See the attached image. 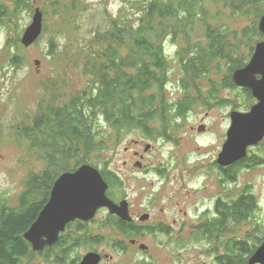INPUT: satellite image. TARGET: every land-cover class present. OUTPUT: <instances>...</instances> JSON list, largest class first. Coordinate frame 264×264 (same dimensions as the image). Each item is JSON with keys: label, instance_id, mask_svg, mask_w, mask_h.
Listing matches in <instances>:
<instances>
[{"label": "trees", "instance_id": "obj_1", "mask_svg": "<svg viewBox=\"0 0 264 264\" xmlns=\"http://www.w3.org/2000/svg\"><path fill=\"white\" fill-rule=\"evenodd\" d=\"M84 1L73 0L72 10L81 8ZM132 4L138 6L135 10L139 11L136 25L129 26L122 23L126 19L115 17L109 30H97L92 41L85 44L89 53L84 57V71L91 76L87 88L58 106L51 103L44 107L42 104V112L34 117L31 125L14 128L11 138L25 144L27 151L33 153L44 168L40 171L30 169L16 206L8 204L7 196L0 197V264H33L37 258L42 259L37 264H72L71 253L80 242L74 244L66 237L61 243L45 247L43 252H36L24 237L47 205L54 183L61 175L75 172L83 165L100 170L92 163V156L101 158L109 147L118 146L132 131L138 130L146 139L169 137L170 124L186 115L199 98L204 99L202 105L205 106H212V98L217 103L223 102L214 90L204 96L199 81L207 79L216 91L222 82L223 86L242 93L247 104L246 110L240 107L239 112L248 111L249 104L257 102L252 92L236 86L232 77L250 63L255 52L253 47L250 54H241L243 40L246 37L258 38V43L264 40L258 25L264 15V0H153L145 3L137 0ZM33 7V0H13V10L1 5L0 27L6 29L12 24L19 29L13 20L21 19L25 12L33 14L36 11ZM39 9L44 14L43 32H46L49 13L44 8ZM236 17L253 19V24L234 32L227 21ZM199 27L204 30L205 38L196 43L193 36L197 29L200 31ZM180 38L183 44L170 58L166 44H176ZM24 49L19 37H9L1 53L4 68H21ZM58 50L57 43L51 40L53 59ZM174 59L183 70L177 83L184 96L172 102L166 98V91L171 83L170 64ZM213 71L220 74L221 81L214 83V78L210 79ZM172 116H175L173 120ZM156 121L161 128L152 126ZM256 156L240 160L229 168L232 182L239 172L259 164ZM101 174L109 187L108 197L114 200L123 195V182L117 174L107 169ZM257 201L250 190L233 195L231 206L216 207L215 221L209 226L216 232H226L229 222L232 225L250 219L258 222L260 207ZM111 216L108 214L104 226L118 227L126 238L111 243L110 247L124 251L127 239L140 237L143 230ZM86 234L95 238L88 228ZM88 242L85 247L90 251L100 243L96 239ZM228 257L229 264H240V258Z\"/></svg>", "mask_w": 264, "mask_h": 264}, {"label": "rangeland", "instance_id": "obj_2", "mask_svg": "<svg viewBox=\"0 0 264 264\" xmlns=\"http://www.w3.org/2000/svg\"><path fill=\"white\" fill-rule=\"evenodd\" d=\"M134 1L137 0H85L81 8L72 10L73 0H33L34 10L36 7L48 10L46 32H42L40 39L32 46L24 49V64L19 69L4 68L2 47L9 37L23 38L33 23L35 12H25L21 19L13 20L19 29L12 24L6 29L0 27V197L7 196L10 206L18 204L30 169L40 171L44 168V164L27 151L25 144L14 142L11 138L14 128L22 124L31 125L34 117L42 112V104L44 107L51 103L58 106L87 88L91 76L84 71V57L89 53L88 47L84 48L85 44L92 41L97 30H109L115 17L126 19L122 23L129 26L136 25L139 11L135 10L138 6H133ZM138 1L145 3L153 0ZM1 5L13 10V0H0ZM227 22L235 32L252 26L253 19L236 17L229 18ZM199 29L193 36L196 43L205 38L204 30ZM51 40L59 47L54 59L50 54ZM231 40L235 41L233 38ZM243 41L240 53L248 55L259 40L246 37ZM182 44V38L176 44H166L170 58L175 56ZM176 60L170 64L171 83L166 91V98L172 102L184 96L177 83L183 76V70ZM36 61L41 62L40 66L36 65ZM219 75L213 71L210 79L214 78V83L221 81ZM199 82L204 96L214 90L215 94L218 93L217 97L224 99L223 102L217 103L212 98V106H205L202 105L204 99L199 98L186 115L170 124L169 137L146 139L136 130L128 133L118 146L109 147L101 158L92 156V163L99 166L101 172L107 169L120 177L122 193L127 197L130 212L138 218L140 226L150 228L161 223L172 226L168 233L157 235L143 230L138 242L130 244L127 251L113 250L111 243L125 239L126 235L118 227L108 225L105 228L106 220L103 219L107 213L102 208L96 222L88 226L95 238L98 234L103 239L101 246L95 248L106 257L103 264H213L212 259L204 255L205 244L199 246L193 241V226L204 212L198 213V208L212 207L215 197L239 195L243 190L255 194L260 212L258 222L246 220L240 228L244 234L251 232L255 241L264 238V144L251 148L248 153L251 158L257 155L259 164L239 172L235 182L224 180L222 171L214 167L228 138L230 116L234 111L239 112L240 107H245L246 99L238 90L223 86L222 82L218 91L212 89L207 79ZM257 102L250 103L248 111L243 113H248ZM236 106L239 108L234 109ZM152 126L161 128L157 121ZM202 204H205V208H202ZM147 214L150 217L140 222L139 218ZM72 228L70 235L76 232ZM181 234L188 241L182 250H177L169 235L178 238ZM141 246L148 249L141 250ZM178 252L179 261L175 256ZM75 253L88 254L81 249ZM41 260L37 258L33 264Z\"/></svg>", "mask_w": 264, "mask_h": 264}, {"label": "water", "instance_id": "obj_3", "mask_svg": "<svg viewBox=\"0 0 264 264\" xmlns=\"http://www.w3.org/2000/svg\"><path fill=\"white\" fill-rule=\"evenodd\" d=\"M44 14L38 8L33 23L21 39L26 48L40 39L44 31ZM259 29L264 35V15L260 20ZM250 63L236 71L233 81L236 86L249 89L258 101L248 113L234 111L230 116L232 126L228 138L218 159L222 167L233 165L248 155V148L257 146L264 140V40L256 45ZM40 61L36 65L40 66ZM47 205L38 214L37 220L25 233L24 237L36 252L52 246L59 240L60 233L65 231L70 222L75 220H92L97 211L108 209L114 215L126 221H132L126 201L116 204L109 200V189L100 170L92 165H83L75 172L65 173L58 178L51 188ZM250 264H264V245L251 258ZM101 256L88 254L82 264H99Z\"/></svg>", "mask_w": 264, "mask_h": 264}, {"label": "flooded vegetation", "instance_id": "obj_4", "mask_svg": "<svg viewBox=\"0 0 264 264\" xmlns=\"http://www.w3.org/2000/svg\"><path fill=\"white\" fill-rule=\"evenodd\" d=\"M231 126H232V119H231ZM263 144H264V140H262L257 146H261ZM254 147H256V146L249 147L248 153H249L250 149L254 148ZM251 157L252 156L248 155L246 157V159L251 158ZM214 167H215V169H219L222 171L221 175L224 176V180H227V182L231 181V173H230L229 168H231L232 165L222 167L216 161L214 163ZM117 197H123V198L119 199ZM117 197L116 198L118 199V201L116 199H114L115 200L114 201L110 197H109V200H112L116 204H121L123 201H126L128 203V207H129L128 212L130 214V217L132 218V221H130V222L126 221L125 222V220L121 219L117 215H114L113 213L112 214L109 213L110 211L108 209L104 208V210L107 213V216H108V214H111L112 215L111 217L114 218V220L119 219L121 221H124L125 223L132 224L136 227V229H140L141 231L145 230V228H147L150 232H155V235H157L159 233H168L172 229V226H168V225H165L162 223L157 224L153 227L150 226L151 229L147 226H140L138 224V218L134 217L130 212L131 211L130 203H129L128 199H126L127 197H124L123 195H119ZM232 198H233V196L229 197V195L224 196V197H215L214 198V204L212 207L208 206L207 208H205V204H202V208H205V209L198 208L199 209L198 213H199V211H202V210H204V212L198 216V220L196 221V223L193 226V234H192L193 235V241L196 245H199V246H202V244H205L204 255L206 258L210 257L212 259L213 264H227V263L229 264L230 263L229 262L230 257H228L229 255H231V257H234V259L240 258L241 259L240 264H250V261L252 260L251 258H253L255 256V254L257 253V251L264 245V238L262 240L257 239V241H255L253 236L251 235L252 234L251 232H249V233L246 232L245 234L243 233L242 228H240V225L243 224V221L239 225H232V224H230L231 222H229L228 226L226 227V232H224V231L216 232L212 227L209 226V224H212L215 221L214 215L217 214V208L216 207L219 206V208H221L224 205H226L228 207L231 206ZM102 210L103 209H99L97 211L95 217L92 220H89L87 222L82 221V220H75L74 222H70L67 226H65L66 227L65 231L60 233L59 240H57V242L55 244L61 243V240L65 239L66 237L71 238L73 240L74 244H76L77 242H80L79 247L77 249L73 250V252L71 253V255L74 259V262L72 264H82L84 262V258L88 254H91V253H96V254L100 255L101 261L99 264H103L104 259L106 257L102 254V252L95 250V248L97 246H94L92 248L93 249L92 251L87 250V248L85 247L87 245L86 244L87 240L89 241L88 243H91L93 239H96V240L100 241V243H99L100 246L103 243V239L100 237V235L96 234V236H97L96 238H92V236H90V238H89V236H88L89 233L86 234L87 228L89 230L93 231L90 228V226H88V225H91V223H93L94 221L96 222L97 214H99V212H101ZM148 216L150 217L149 214L140 217L139 221L143 222L144 219ZM103 220H107V217H105ZM230 220L231 219H229L228 221H230ZM72 227H74V228H72ZM100 227H102V226L100 225ZM71 228L73 229V232L76 231L72 235H70L71 234ZM105 228H108V227H105ZM113 228H116V227H113ZM100 229H102V228H100ZM207 229H210V230L208 231ZM169 236H170L169 238L172 240V243H174L176 245L177 250H182V248H184L183 246L188 241V238H185L184 234L179 235L178 238H174V236H172V235H169ZM257 237H258V235H256V238ZM82 238H84V239H82ZM138 239H139V237L136 238V240L135 239L127 240L126 250L128 249L129 246H131L130 244L135 245L138 242ZM79 240H82V241H79ZM83 240H84V242H83ZM128 241H131V242H128ZM55 244H53L52 246H54ZM79 249L86 250L88 252V254L86 256H84V254H82V253L76 254L75 252L79 251ZM147 249H148V247H142L141 246V250H147ZM117 251H119V250H117ZM41 252H43V250ZM56 252L58 253V251H56ZM179 254H180V252H178L177 255H175V254H172V255H175L178 257ZM179 260L180 259L178 257L177 261H179ZM204 264H206V263H204ZM256 264H262V263H256Z\"/></svg>", "mask_w": 264, "mask_h": 264}]
</instances>
